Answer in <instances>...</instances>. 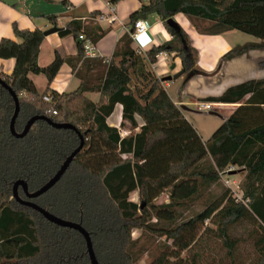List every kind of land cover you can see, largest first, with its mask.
Masks as SVG:
<instances>
[{"label":"trees","instance_id":"trees-1","mask_svg":"<svg viewBox=\"0 0 264 264\" xmlns=\"http://www.w3.org/2000/svg\"><path fill=\"white\" fill-rule=\"evenodd\" d=\"M180 13L201 33L239 31L261 41L233 48L222 63L264 48V0H148L132 14L131 32L136 21L157 15L172 40L139 54L131 47L130 32L97 79L82 72L95 61L103 62L84 58L85 42L96 44L107 32L98 26L86 27L75 19L67 23L59 31L61 37L85 36L78 43V57L56 52L46 67L38 62L46 37L42 30L15 27L21 43L0 41V60L16 62L13 74L1 77L19 98L16 131L21 133L35 116L77 129H58L38 120L25 137L16 138L10 130L15 100L0 84V264H91L79 231L49 222L13 194L21 180L29 192L44 186L80 146L81 136L83 148L60 181L32 202L62 220L81 224L99 264H138L160 238L164 242L149 264H264V79L204 100L240 104L204 141L151 69L160 54L168 53L181 60L186 73L194 70L197 52L188 36L181 29L182 42L167 24ZM50 20L56 24L57 17ZM64 63L74 69L81 63L80 87L70 93L47 89L39 94L30 75H44L51 84ZM89 92L100 93L99 101L88 99ZM48 94L54 103L44 101ZM118 104L123 107L120 128L108 123ZM53 108L58 114L47 115ZM122 130L130 133L124 136ZM230 167L243 174L242 195L226 188L189 216L222 175L230 174ZM134 193L138 202L132 200ZM165 194L168 201L158 203ZM18 195L27 200L21 186ZM135 230L141 232L137 239ZM247 242L253 253L245 257L240 247Z\"/></svg>","mask_w":264,"mask_h":264},{"label":"crops","instance_id":"crops-1","mask_svg":"<svg viewBox=\"0 0 264 264\" xmlns=\"http://www.w3.org/2000/svg\"><path fill=\"white\" fill-rule=\"evenodd\" d=\"M110 0H0V41L11 39L21 43L17 38L14 28L20 30L40 29L46 32L54 27L62 29L72 20L81 21L86 27L96 26L106 30V34L100 38L96 44L87 40L92 45V53L85 54V59L103 60L102 63L95 61L87 65L83 70V75L87 78L103 74V64L110 61L117 46L122 39L130 34V18L148 0H120L116 4H109ZM98 14L94 16L93 14ZM114 16L113 23L99 21L98 16ZM57 17L56 24L50 17ZM173 19L188 36L191 46L197 52V59L194 70L198 74L189 81L185 76L168 82H162L165 90L173 102L182 109L187 118V114L195 113L194 107L199 103L206 102L207 98L219 97L227 89L251 81L264 79V48L253 49L249 53L237 57L233 60L222 63L223 56L237 46L246 45L242 43L243 37L236 32L229 31L220 35H210L201 33L182 13L177 14ZM146 20L150 24L149 31L137 40L132 41V49L139 54H145L153 47L162 46L172 40V35L166 29L163 21L157 15H150ZM242 33V32H241ZM245 34V33H244ZM85 37V36H84ZM253 37V36H252ZM255 38V37H254ZM248 41L250 44H259L260 40ZM72 36L61 37L59 32L45 37L40 48L39 65L46 67L52 63L56 52L67 58L78 57V43ZM248 43V44H249ZM15 59L0 60V77L11 76L15 68ZM81 63H77L74 69L71 63H64L55 79L49 84L44 75H30L39 94L43 95L47 89L57 94L70 93L76 91L81 80L77 76V71ZM173 67H175L173 69ZM158 78L161 80L183 71V64L175 54H169L167 59L158 58V62L151 66ZM93 85V84H91ZM85 96L93 102H98L100 93L89 92ZM211 103V102H207ZM216 105L218 115L224 120L228 119L240 104H221ZM122 105H116L114 113L108 119V123L120 128L122 122ZM140 126L143 121L137 117ZM197 129V128H196ZM138 131V129H137ZM198 131V130H197ZM124 136L130 131L122 130ZM200 134V132L198 131ZM201 135V134H200ZM203 138V137H202ZM238 169V168H237ZM241 170V169H240ZM240 174L239 183L243 178ZM234 174V175H237Z\"/></svg>","mask_w":264,"mask_h":264},{"label":"water","instance_id":"water-1","mask_svg":"<svg viewBox=\"0 0 264 264\" xmlns=\"http://www.w3.org/2000/svg\"><path fill=\"white\" fill-rule=\"evenodd\" d=\"M167 24L169 25L170 28H172L177 35L181 38L182 42H184V37L183 34L181 33V28L178 25V23L172 18L169 19L167 21ZM60 29L57 27H54L46 32H44L45 36L51 35L53 33H57L59 32ZM175 67H173L174 69ZM198 74H202L200 72H198L197 70H191L190 72L186 73L184 70L178 72L177 74L173 75V76H168L164 79H162V82H168V81H173V80H177L183 76H185V80L189 81L191 78H193L194 76L198 75ZM0 84L5 87L6 89L9 90V92L11 93V95L13 96L14 100H15V112L13 115V118L11 120V124H10V130L11 133L13 134V136H15L16 138H23L25 137L28 132L30 131L31 127L33 126V124L38 121V120H46L48 121L50 124H52L54 127L58 128V129H71V130H75L77 131L76 127L73 126L72 124H68V123H56L54 121L51 120V118L47 117V116H35L33 118H31L24 130L21 133H18L15 129V122L16 119L19 115L20 112V103H19V98L16 95V93L5 83V81L0 77ZM182 109H186V108H182ZM211 114H216L214 112H211ZM83 138L81 136V144L80 146L74 151L72 152V154L66 159V161L63 163V165L61 166V168L58 170V172L44 185L42 186L39 190L35 191V192H29L28 186L26 184V182L24 181H18L15 183L14 185V189H13V194H14V198L22 205L28 206L34 210H36L37 212H39L40 214H42L49 222L54 223L58 226H62V227H67V228H71L74 230L79 231L86 239L87 242V248H88V253H89V257L91 260V264H99L98 260L96 258L94 249H93V244L90 238L89 233L82 227L81 224L78 223H73V222H68L65 220H62L56 216H54L53 214H51L50 212L46 211L45 209H43L42 207L38 206L37 204H35L34 202H32V199L38 198L40 196H42L43 194L47 193L51 188H53L62 178V176L65 174V172L67 171L69 165L71 164V162L74 160V158L76 157V155L82 150L83 148ZM231 174V173H230ZM23 188V191L27 197V200H23L19 197L18 195V188L19 187Z\"/></svg>","mask_w":264,"mask_h":264},{"label":"rangeland","instance_id":"rangeland-1","mask_svg":"<svg viewBox=\"0 0 264 264\" xmlns=\"http://www.w3.org/2000/svg\"><path fill=\"white\" fill-rule=\"evenodd\" d=\"M239 36L243 37V39L246 40H241L242 43L248 44V41H253L256 40L254 37L241 33V32H236ZM250 44V43H249ZM195 113L193 114H187L188 121L195 127L197 130L200 132V136L203 137L204 141H207L213 133L222 125V119L218 115L216 110H219L220 108L216 107L211 111L205 110L203 107L196 105L194 107ZM211 112H214L216 114H211ZM237 168H234L233 171L229 172L231 174H223L222 179L219 183L215 184L212 186V188L207 191L205 195V199L203 198L200 203L192 210V212L188 213L189 216L193 215L195 212H199L203 210L204 205L207 201L210 199H214L221 193L226 188H230L233 192V194L237 197H240L242 195L240 189H239V178L240 174H237L238 172ZM237 174V175H234ZM132 200L135 202H138V194L134 193L132 194ZM168 201V196L167 194L163 195L159 200L158 203H163ZM239 235L244 234V230H238L236 232ZM141 235V232L138 230H135L133 232V238L137 239ZM164 242V239H158L155 244L152 245V249L150 250L149 253H146L142 256V259L139 261L138 264H149L150 261L152 260L153 256L157 253V249L161 243ZM215 249V247H212ZM240 251L245 257H248L253 253L252 251V246L250 242H247L245 244H242L240 247ZM225 251H221L220 254L221 256H224Z\"/></svg>","mask_w":264,"mask_h":264},{"label":"built area","instance_id":"built-area-1","mask_svg":"<svg viewBox=\"0 0 264 264\" xmlns=\"http://www.w3.org/2000/svg\"><path fill=\"white\" fill-rule=\"evenodd\" d=\"M109 4L111 5V2H109ZM98 20L99 21H108L109 23H113L115 20V17L114 16L105 17L104 15H100V16H98ZM149 29H150V24L146 20L140 19V20L136 21L134 29L131 32L132 39L137 40L142 35L146 34L149 31ZM80 40L85 41V37L80 36ZM84 51H85V54H90V55L94 56V53H92V45L88 41H86L84 44ZM168 56H169L168 53H162L158 56V58L161 57V58L167 59ZM44 101L47 103H54V98L51 94H48V95L44 96ZM198 105L203 107L207 111H211L217 107L216 105L211 104V103H207V102H202V103H199ZM46 114L47 115L48 114L49 115H57L58 112H57V110H55L53 108V109L48 110L46 112ZM233 170H234V167H230L227 172H231Z\"/></svg>","mask_w":264,"mask_h":264}]
</instances>
